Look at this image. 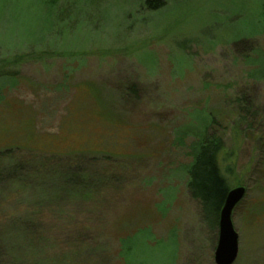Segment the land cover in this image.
<instances>
[{
	"label": "rangeland",
	"instance_id": "374dc122",
	"mask_svg": "<svg viewBox=\"0 0 264 264\" xmlns=\"http://www.w3.org/2000/svg\"><path fill=\"white\" fill-rule=\"evenodd\" d=\"M142 1L56 0L57 33L35 10L23 25L0 7V162L22 179L4 190L0 248L36 244L48 264H214L217 229L183 173L207 124L231 187L245 188L231 264H264V0Z\"/></svg>",
	"mask_w": 264,
	"mask_h": 264
},
{
	"label": "trees",
	"instance_id": "16d2710c",
	"mask_svg": "<svg viewBox=\"0 0 264 264\" xmlns=\"http://www.w3.org/2000/svg\"><path fill=\"white\" fill-rule=\"evenodd\" d=\"M6 1H9L11 6H13L14 11L16 14H18V18L20 20L22 19L21 21L23 25L25 22L23 20L30 19V17L34 15L35 12L38 13L42 20V26L45 25L44 29H49L48 33H52V31L56 29V20H63L66 18L64 14L66 7L63 6L64 9L58 8L56 6V0H0V7H2ZM142 3L145 4L144 7H146L148 10L158 9L166 4L165 0H143ZM260 9V13L257 15V22L254 25L257 31L264 30V1L261 3ZM33 10H35V12ZM55 32L57 33L56 30ZM48 33L44 34V38L46 35H48ZM44 38H39V41L42 39L44 40ZM37 46H40L43 49V44ZM47 46L45 48H47ZM16 61L17 60L14 62ZM249 76L250 78L258 77L257 75L254 76L253 74H250ZM232 102L235 111L234 115L236 116V127H242L246 124L248 125L247 115L251 112L249 111L250 109H247L246 105L244 104L246 103L244 100V92H240ZM248 117H251V115ZM222 140L223 139L221 138L220 134L208 132L206 124L201 132H197L191 160L183 168L186 193L196 205L199 220L205 222L206 224L204 225H207V228L213 233L217 229L218 215L223 204L225 194L233 185L230 184L226 177V174L230 171L229 166L226 165L222 169L220 165V163L225 159L224 155H222V150L224 147L222 146ZM7 152L8 150L0 152V156L1 154H6ZM0 158L2 159V157ZM1 164L2 163L0 162V208H2V205H5L7 201L6 197L8 195H6L4 190H15L16 187L14 186V179L17 181L22 180L21 178H18L19 176H15L17 178H11V176L7 177L5 174L8 172L10 164H7V166L5 165L4 167ZM19 223H21L20 225L23 230V232H21V238L24 237L29 242H35V233L32 231V229L30 230L29 225L26 223V218H22L20 216ZM147 233L150 234L149 229ZM129 235L120 238V245L124 239L129 237ZM144 242L147 245L150 244L148 241L146 242L144 240ZM130 248L131 247H127L125 252H122L120 247L118 255L121 260H123V263L125 259H129V257L132 256ZM38 257L41 259L44 258H42V255H40V252L37 250L36 244H32V247L28 251H22L18 244L10 245V251L8 253L5 252L4 249L0 248V264H48L47 261H43L42 263L41 260H38L40 259Z\"/></svg>",
	"mask_w": 264,
	"mask_h": 264
},
{
	"label": "water",
	"instance_id": "95a60500",
	"mask_svg": "<svg viewBox=\"0 0 264 264\" xmlns=\"http://www.w3.org/2000/svg\"><path fill=\"white\" fill-rule=\"evenodd\" d=\"M244 186L230 187L226 192L217 221V241L213 251L214 264H231L237 255V233L231 222V212L244 195Z\"/></svg>",
	"mask_w": 264,
	"mask_h": 264
}]
</instances>
